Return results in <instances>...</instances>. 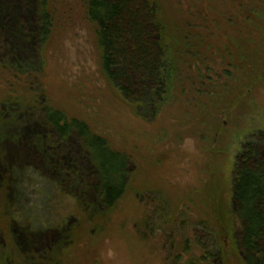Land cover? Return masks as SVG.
Wrapping results in <instances>:
<instances>
[{
  "label": "rangeland",
  "instance_id": "rangeland-1",
  "mask_svg": "<svg viewBox=\"0 0 264 264\" xmlns=\"http://www.w3.org/2000/svg\"><path fill=\"white\" fill-rule=\"evenodd\" d=\"M149 1L176 72L155 118L104 74L88 0H48L44 46L38 0H1L0 264H245L232 189L245 147H264V0ZM43 101L129 156L113 209L79 142L64 148L44 124Z\"/></svg>",
  "mask_w": 264,
  "mask_h": 264
},
{
  "label": "trees",
  "instance_id": "trees-1",
  "mask_svg": "<svg viewBox=\"0 0 264 264\" xmlns=\"http://www.w3.org/2000/svg\"><path fill=\"white\" fill-rule=\"evenodd\" d=\"M37 4L39 28L32 39L35 46H44L53 30V16L47 8L48 0H38ZM2 9L0 0V19ZM158 12L157 4L149 0H88L86 5V16L97 28L102 69L108 81L136 108L144 100L150 102L153 118L167 102L172 76L176 74L168 64V40ZM20 32L30 37L26 28H20ZM40 113L59 145L66 148L72 140L79 142L93 168L96 180L93 192L104 210L113 209L128 187L129 156L113 150L85 122L69 119L46 101L40 104ZM58 168L55 165L51 171L62 178ZM232 202L233 213L241 226L236 241L244 263L264 264V147H245L234 172Z\"/></svg>",
  "mask_w": 264,
  "mask_h": 264
}]
</instances>
